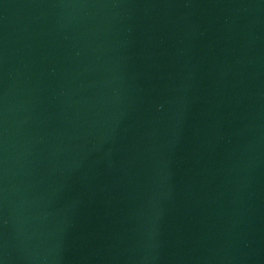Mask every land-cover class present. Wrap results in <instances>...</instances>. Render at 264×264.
I'll return each mask as SVG.
<instances>
[{"label":"water","instance_id":"obj_1","mask_svg":"<svg viewBox=\"0 0 264 264\" xmlns=\"http://www.w3.org/2000/svg\"><path fill=\"white\" fill-rule=\"evenodd\" d=\"M0 264H264V0H0Z\"/></svg>","mask_w":264,"mask_h":264}]
</instances>
